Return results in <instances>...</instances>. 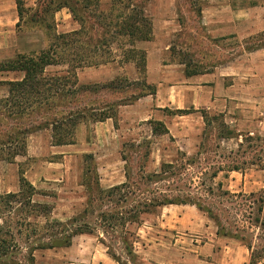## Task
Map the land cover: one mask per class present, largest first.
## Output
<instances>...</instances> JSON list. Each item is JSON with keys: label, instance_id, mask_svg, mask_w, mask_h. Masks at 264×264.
Returning a JSON list of instances; mask_svg holds the SVG:
<instances>
[{"label": "rangeland", "instance_id": "1", "mask_svg": "<svg viewBox=\"0 0 264 264\" xmlns=\"http://www.w3.org/2000/svg\"><path fill=\"white\" fill-rule=\"evenodd\" d=\"M109 2L102 0L104 5ZM226 3L241 8L264 4V0L148 1L147 10L153 18L154 35L150 42L142 45L151 52L150 75L147 73L145 80L156 89L159 86L161 92L171 86L167 104H177L175 90L179 85V70L230 74L236 68H245L242 67V56H248L246 51L251 50L248 48L264 43V33L242 38L228 34L227 29H219L216 26L218 23L207 20L208 15L203 12L207 7ZM26 4L36 7L38 0H26ZM55 20L58 32L78 27L67 9L57 12ZM18 21L16 0H0V62L18 54L39 51L47 45V36L41 27L29 23L23 24L20 30ZM248 62L251 65L246 57L245 64L248 65ZM123 66L114 62L85 68L79 71V82L105 84L120 78L124 83L128 79L130 86L117 90L86 91L71 99L70 106L62 105L75 110L86 108L90 113L92 109H103L118 103L122 104L120 106L131 105L139 99L148 100L146 102L149 104H164L161 92L158 103L157 96L148 94L144 77L135 65ZM61 69L51 67L49 70L55 72ZM223 76L226 83L232 82L230 78L233 75ZM21 77V73L0 72V80ZM255 86L246 95L249 101L232 99L234 103L229 115L220 102L216 108L204 110L210 116L221 114L219 120L233 132L234 138L223 137L227 129L222 127L220 121L206 125L202 109L184 118L165 111L169 118L165 119L167 124L163 123L172 132L169 130V133L162 134L163 128L157 127L158 132L152 135L154 123L149 126L144 121L131 122L125 118L136 113L120 106L115 107L118 122L125 120L118 123L116 131L109 133L105 127L96 131V122L89 119L77 126L76 146L53 147L50 130L31 133L27 156H18L14 162L0 161V194L19 191L20 170H23L24 176L37 189L35 202L48 203L53 207L45 217H31L32 225L46 221L66 222L91 207V199L98 196L96 170L106 182L128 181L129 189L133 191L128 196L127 204L119 196L104 203L95 199L94 214H90L86 220L96 227V234L77 236L70 247L37 250L34 252L35 264H98L99 259L94 257L96 252L92 253V248L97 245L102 246L112 259L109 252H116L129 264H155L150 259L152 252L145 255L144 246L154 242L158 231L164 229L158 220L162 207L143 215L140 226L129 224L126 229L121 226L115 230L106 228L99 215L111 214L116 210L129 212L144 199L165 198L186 203L173 204L174 210L165 211L171 218L177 219L178 215L185 214L188 227L198 224L194 232L179 235L183 238H178L176 230L175 234L171 230V234L167 235L161 246L162 255L159 254L166 264H202L199 258L205 259V255L199 251L200 246L206 243L210 252L212 249L217 251L216 257L212 253L207 258L208 264H248L249 259L245 263H235L236 255L228 252L226 246H234L237 254V248L243 246L249 258L251 251L247 246L264 249V128L258 122L264 115L256 111L258 106L264 107V87L259 84ZM218 94L220 98H225V95ZM7 95L8 88L0 87V99ZM245 103L247 106L243 107L241 104ZM63 112L60 111L58 116H63ZM160 115L156 111L153 118ZM154 119L150 121H156ZM81 131L83 138L80 140ZM251 132L255 134L251 135ZM256 136L260 139L249 140V137ZM126 173L128 180L124 178ZM176 205H180L181 209H177ZM125 230L136 234L130 237L134 241V262L129 261L123 249ZM213 237L220 238V242L212 240ZM24 241H21V245L26 254L27 244ZM231 260H234L233 263Z\"/></svg>", "mask_w": 264, "mask_h": 264}, {"label": "trees", "instance_id": "2", "mask_svg": "<svg viewBox=\"0 0 264 264\" xmlns=\"http://www.w3.org/2000/svg\"><path fill=\"white\" fill-rule=\"evenodd\" d=\"M148 1L110 0L104 5L102 0H38L36 7H29L26 0H16L18 29L21 30L23 24L38 25L47 36V45L39 51L18 54L12 59L0 62V72L22 74L21 78L14 80H0V87L8 88V95L0 99V161L14 162L18 156H27L28 137L34 131L50 130L52 145L60 146L75 144L77 126L89 119L99 122L111 118L115 128H118L115 107L122 105L121 103L103 109H92L90 113L86 108L75 110L62 105L70 106L71 99L86 91L117 90L131 85L127 84L131 83L128 79L124 83L120 78L105 84H80L78 72L82 69L114 62L121 66L133 63L139 74L144 77V85L149 89L148 94L156 93V87L145 80L146 50L138 47L140 42L150 41L154 35L153 18L147 10ZM63 9H67L72 15L77 28L67 32L57 31L55 15ZM262 46L264 43L248 49L255 50ZM51 67L62 69L50 72ZM201 73L198 70H186L188 76ZM60 111H64L63 116H58ZM192 111L177 109L170 113L185 115ZM202 115L206 125L215 120L220 121L221 117V114L210 116L204 110ZM151 123H154V134L158 132L157 127L163 128L162 134L169 132L163 122ZM220 124L227 129L223 137H235L224 122L220 121ZM258 139L259 136L249 137V140ZM20 173L19 191L0 194V264H35L34 252L37 250L70 247L75 237L96 234V227L86 220L90 214H94L93 203L96 200L104 203L119 196L127 204L129 194L133 193L129 189L128 181L110 188H102L96 170L98 196L91 199V207L66 222L46 221L34 226L30 218L45 217L52 212L53 207L48 203L35 202L37 189L24 176L23 170H20ZM126 178H129L127 173ZM171 204L186 203L168 198L144 199L129 212L116 210L117 212L101 213L99 216L106 228L115 230L121 226L126 229L129 224L140 226L143 215ZM21 217L23 218L19 221ZM134 235L136 234L125 230L122 236L123 249L130 262H134L136 258L134 241L130 240ZM22 240L27 244L26 254L22 249ZM247 247L251 251L248 264H264V249H253L251 245ZM109 253L119 264H129L116 252Z\"/></svg>", "mask_w": 264, "mask_h": 264}, {"label": "crops", "instance_id": "3", "mask_svg": "<svg viewBox=\"0 0 264 264\" xmlns=\"http://www.w3.org/2000/svg\"><path fill=\"white\" fill-rule=\"evenodd\" d=\"M228 0H226L227 2ZM215 3V2H212ZM206 13V18L209 22H212L213 24L218 23L216 26L221 29L225 28L228 30V34L232 35H238L242 38H248L255 34L264 33V4H254L249 5L246 7H232L231 4H225V5H210L206 8V10L203 11ZM146 42H140L138 44L139 48H142V45ZM144 49V48H142ZM146 50V49H144ZM147 69H148V75H150V67H149V61L151 59V52L147 49ZM245 54L242 56V67L245 66V68H242L241 70L239 68H236L234 72H231L230 74H220L219 71H215L213 73H204V74H196L192 76H188L186 74V70L182 69L179 70V85L177 86L176 91V98L177 104H167L166 101H168V91L170 87L165 88L160 91V89L157 87L156 93L151 96H157V103L158 100L161 98L164 104H149V102H146L148 100L139 99L135 103L131 105H124L120 107L130 108L131 111H133L132 116L125 118L132 121H144L147 122L149 126H152V123L150 120L154 119V113L159 112L161 113L160 117H157L156 121L165 122L167 124L169 115L165 114L166 109L172 111L173 109H187V110H193V111H200L202 110H208L211 108H216L218 106V103L224 104L223 107L226 108V112L229 115L230 108L233 105L232 99H241L242 101H249L246 97L247 94L250 93L251 87H256L255 85L259 84L260 86L264 87V46L255 49L246 51ZM246 57L249 59L250 63L248 62V65L245 64ZM257 59V60H256ZM253 61V62H252ZM253 63V65H252ZM256 63V64H255ZM134 65L133 63H127L124 64L126 67H131ZM123 66V67H124ZM120 67V68H123ZM83 70V69H82ZM167 71V70H166ZM170 71V70H168ZM223 75H233L232 82H225ZM79 76V72H78ZM228 77V76H227ZM230 77V76H229ZM250 77H256L258 79H251ZM238 80V81H237ZM236 88H238L236 90ZM161 92V95H160ZM225 95V98H220V94ZM264 94V93H263ZM264 96V95H263ZM263 102H264V97ZM148 97V96H147ZM146 97V98H147ZM145 98V97H144ZM261 104V103H260ZM243 107L247 106L245 104H241ZM123 108V109H124ZM256 108V107H254ZM192 111V112H193ZM258 114L264 115V107H257ZM123 112H126L125 110ZM255 113V112H254ZM192 113L185 114V115H178L180 118L188 117ZM124 119V120H125ZM123 119L119 120V124L124 121ZM259 125H263L264 128V118L259 119ZM96 126H98L97 130H102L103 127H105L109 133L116 131L117 129L114 126V120L111 118L106 119L105 121H99L95 123ZM100 125V126H99ZM170 130V128H168ZM172 132V130H170ZM102 136L104 135L103 132H99ZM169 133V132H168ZM83 132H80V140L83 138L81 136ZM151 134L154 135L153 129L151 131ZM254 132H251V135H254ZM105 136V135H104ZM76 146V144H69V145H60V146H53V147H72ZM99 173V180L100 185L102 188H110L113 186H116L118 184L123 183V179L118 182H106V180L101 177L100 172ZM124 178H126V175H124ZM105 181V182H104ZM162 213L159 216L158 220L161 222V225L164 227L162 231H158V234H156V239L151 244L148 243L145 245V255L152 252V256L150 259L154 261L155 264H166V261H164V258H162V253L160 252L161 246L164 243V240L167 239V235L171 234V230H176V235L178 238L180 237V234L188 235L190 232H194L198 224H192V226H187L185 222V214L178 215L177 219L171 218L165 211H172L174 210L173 204L171 205H164L161 206ZM178 207L177 209H181L180 205H176ZM179 211V210H177ZM173 221V222H172ZM175 221V222H174ZM148 232H150L148 230ZM175 234V232H174ZM184 236V235H182ZM179 240V239H178ZM212 240L220 242V238L213 237ZM198 240H196L197 242ZM208 243L200 246V254L205 255L204 258H199L202 264H208L209 260L207 259L212 253L216 257L217 251L214 252L212 249L210 252V248L207 247ZM215 245V244H214ZM195 246V244H194ZM228 252L234 253L233 255H236L235 257V263H245L249 259L248 251L244 249V247L237 248L239 257L237 256L236 248L232 245L226 246ZM86 249V248H84ZM96 252V255H94L95 258L99 259L98 264H119L114 259L110 258L107 251L104 250V248L100 245H97L96 247L92 248V253ZM160 252V253H158ZM160 254V255H159ZM239 258H241L239 260ZM232 263L234 260H231ZM211 263V262H210ZM217 264V263H215ZM218 264H221L218 262Z\"/></svg>", "mask_w": 264, "mask_h": 264}]
</instances>
